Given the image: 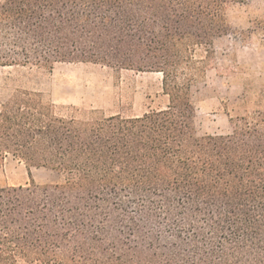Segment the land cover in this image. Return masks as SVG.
Here are the masks:
<instances>
[{
    "label": "trees",
    "instance_id": "16d2710c",
    "mask_svg": "<svg viewBox=\"0 0 264 264\" xmlns=\"http://www.w3.org/2000/svg\"><path fill=\"white\" fill-rule=\"evenodd\" d=\"M247 1L0 0V67L160 73L170 99L128 118L23 89L0 101V166L66 177L0 188V264H264V110L198 137L191 101Z\"/></svg>",
    "mask_w": 264,
    "mask_h": 264
},
{
    "label": "rangeland",
    "instance_id": "374dc122",
    "mask_svg": "<svg viewBox=\"0 0 264 264\" xmlns=\"http://www.w3.org/2000/svg\"><path fill=\"white\" fill-rule=\"evenodd\" d=\"M226 19L229 32L215 40L210 68L191 91L198 137L230 135V116L264 110V0L233 3ZM19 89L40 92L62 114L81 118L92 112L137 117L170 104L162 74L116 71L93 63H59L53 69L0 67V101ZM65 178L46 168H32L30 174L13 156L0 166V188L25 186L31 180L57 185Z\"/></svg>",
    "mask_w": 264,
    "mask_h": 264
}]
</instances>
